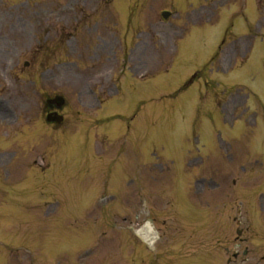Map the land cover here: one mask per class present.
Instances as JSON below:
<instances>
[{
	"label": "rangeland",
	"instance_id": "1",
	"mask_svg": "<svg viewBox=\"0 0 264 264\" xmlns=\"http://www.w3.org/2000/svg\"><path fill=\"white\" fill-rule=\"evenodd\" d=\"M4 1L5 0H3V2ZM16 1L22 3L21 2L22 0H16ZM11 5L12 3L6 2L7 9ZM33 5L36 7L35 10L39 9L40 14L42 15L43 14L42 3H39L38 5L35 4ZM56 5L57 4H52L50 6H56ZM3 7L4 6L1 5V1H0V35H4V29L7 27L5 36L2 39H0V94H2L3 92L10 93L8 94V97L11 98L10 105L14 107L15 112H17V114L19 115V121L22 122V120H26L24 116L25 105L28 106V104H30V106L27 107L29 108L28 110L29 112L35 111V109L38 108L37 98H39L40 95L39 94H37V96L33 95L32 93L29 92V90H26L25 87L20 86L17 87V89H14L15 87L13 88L11 83L7 81V75L11 70V65L15 63V69H22L24 60L30 59L33 65H31L29 69H26V71L22 75L23 76L29 75V77H26L25 79L28 78L34 80H37V76L33 72L34 70L36 71L37 68H42V67L49 68L54 63H57L64 59H77L81 61L80 62L81 68L90 67V66L92 68V61H86V57L89 54H92L93 45L90 44H93V36H89L88 38V42L90 43L89 48H86L85 44L83 45L82 50L80 49V46L78 47V49L81 51L82 54L81 59H79V56L73 52L68 53V55L66 56H63L61 53H59L56 56V52H52L51 54L49 51L51 50L50 45H55V44L57 45L58 38L60 37L59 26L57 25L58 23L57 13L49 14V18H48L49 23L40 20V18L37 19L35 17L36 14H33L32 17L30 18V21L24 20L20 24H18L17 29L15 31V32L18 31V33L15 36L16 39L11 41L10 36H13L11 34L12 31L10 26L11 19L4 16V15H9V12H4ZM52 21H54V23ZM197 29L200 30L201 28H192L191 32L186 36V39L189 38V42L198 44L199 46H197L196 50L193 51L191 55L192 57L191 60H187L184 65L182 64L175 65L174 68L177 76L170 85L165 84L162 81L163 77L166 75L165 73H162L160 76L151 78L148 82H143L140 85H137L135 90L127 92L126 95L121 100L118 101L110 100L109 104L108 103L106 104L105 109L110 112L117 110L118 113L122 114L123 112L128 114L130 112L129 109H131L132 107L131 99L135 95L142 93H145L147 95L164 94L170 91L169 87L171 85L175 84L177 85V87H179L181 83L180 81L184 82L191 74L195 72L196 62H197L196 65H198V62L203 61L200 59L201 58L204 59L206 55L209 54L210 51L215 48L216 43L220 39L224 28H222L221 32L214 35L213 34L209 35L207 30L205 29L204 39H206V44L209 45L206 48V50L203 48V41L200 43L199 40V37L202 40V33H200L199 36L193 34V32ZM19 31H22L26 35L22 36L21 34H19L20 33ZM47 32L49 33L47 34ZM103 33L105 32L103 31ZM51 36H54L56 40L53 39V42L49 41ZM56 50H57V46H56ZM259 52L261 54H259ZM253 55H258V56L261 55L264 58V46L258 45L257 51H255ZM255 64L257 65V67ZM255 64H253V66L250 69L255 68L257 70L256 77L249 79L250 69L246 71L244 75H240L238 77L242 81L248 82V85L253 87L258 92L259 100L264 103V66H262L261 63H255ZM54 67L55 66H53V68ZM234 72L235 70L229 73L227 76H222L221 79L230 77V75ZM69 78L71 82L64 83L63 81V83L61 84V82L57 80V77H55V79L50 81L48 86L44 87L46 88L45 91L48 92L49 90L51 91L53 89L60 90L64 95L71 97L69 100H72L73 103L74 100L77 102L78 93L76 94L75 92L73 93L70 92L71 90H73L75 83L73 79H71L73 77L69 76ZM84 83L85 82L82 81L80 82L79 85L81 86L82 90L84 89ZM20 84H27V80L21 81V83L19 82V85ZM202 86H203L202 82L201 83L195 82L191 86L189 91L183 93L178 99H176L172 103V105L170 106L172 112H170L165 118H162L159 121V124H145L143 122H137L136 124V122L134 121L133 126L136 128L137 132L140 131L145 135L146 133H148L151 137L161 136L162 146H158V147L164 156H168V155L173 156L175 153L181 154L184 151V149L187 147L188 142L186 140L184 141L176 140L172 142L171 140L178 134L179 131H183L185 133L187 127L190 132L193 129V125L190 122L192 117V110L194 108V102L197 99L196 94L198 93L200 88H202ZM81 88L79 89V91L81 90ZM78 97L82 98L80 99L81 104L77 103L76 107H73L72 109H69L67 113H64L65 118L73 119L75 115H77V118L80 116V119L82 120H84V117L93 118V114H92L93 106L90 107L85 105L91 101L87 93L84 92L82 95H78ZM70 107L71 106L69 105L68 108ZM123 108H126L128 110H122ZM78 111L80 113H76ZM77 118L73 121V124L76 125L73 133L79 130ZM201 119H203L202 114H201ZM0 122L3 121L0 120ZM113 122H117V121H113ZM12 123L13 122H10L9 124L13 125L12 127L15 128L16 125ZM9 124L5 123L3 128H0V132L1 133L5 132L6 128L8 126H11ZM68 127H69L68 124H66L62 128V130L68 131L66 130L68 129ZM249 127L247 130L249 131L248 133H250V131L252 130H255L258 127V124ZM64 137L67 139L69 138V136L66 134H64ZM256 141L258 140L256 137H254L250 140V144L255 146L257 145ZM39 145L41 144H38V146ZM37 147L35 148V152H33L34 156L39 155V153L43 151L41 149L42 148L41 146H39L38 150ZM242 150L243 149L241 148V151ZM61 159L62 162L57 160L55 163L51 165L52 168L51 171L55 170V168H58L60 174L67 175L70 171L65 167V165L62 166L64 161L63 158ZM237 160L235 159V162ZM18 161L19 159H17L14 163L17 162L16 164H20ZM95 162H96L95 160H91V164H94ZM171 162L174 163V166L175 164L177 165V161L175 159H172ZM239 164L240 165L243 164V166L245 164L243 155H240V161L236 163V166H234L236 168L238 167V169L235 168L234 172L231 171V174L224 178V179L229 178L228 180H230L231 178H236V180L238 181V186L233 188L231 186L232 184L230 181H229L230 186L226 185V187L224 188H223V184H221L219 188H213L214 185L213 187L212 185L205 186V189L202 191L204 195L201 196V198L204 200V203L208 201V208H206V206L203 207L205 213L206 211H208V213L206 214L204 212L200 213L196 211L189 212L187 210L186 204L185 203L181 204V202H179L178 200L176 208H177V213L179 215L178 219L180 220L179 222H172L170 220L171 219L170 217L173 216V213L176 214V211L172 212L171 207L164 208L163 205L161 206L154 205L155 209L158 210L156 213H158L159 215L157 218V222L153 224V227L157 231L155 234H153V236H157L159 231L166 229L165 234L162 237L167 239L166 240L167 244L169 243L175 244L174 248H176L179 247V244L181 243H186V244L189 243L190 247H193V249L191 250H194L192 252L189 251V253L194 254V256L197 255V257L188 260L187 258H185L186 256L185 253L184 255H181V257L178 258V260H181V263L179 264H225V260L228 258V256H231L234 250L233 248L236 240L235 229L237 227H242L244 229L242 238L244 237L248 238L246 242H244V244L255 247L252 244V240L249 239V237L250 234L258 235V231L264 229V217L262 216V214L257 213L259 211V213L261 212L264 214V212L262 211L261 206L259 207V205L258 206L251 205L254 199L250 200V197L247 198L246 194L251 192L252 188H256L257 186L260 188L259 192H264V182L261 179L260 173L257 172L259 171L258 167L252 168V171L249 173V172H243L241 169H239ZM26 169H27V164H21L18 168H13V170H15V173L25 171ZM86 172H90V170L83 169V172H81L78 176H75L76 175L75 173V175H73L70 179H68L63 185L64 193L69 200V204H71L72 207H74L73 205L75 204L81 205V202L92 201L94 198L96 199L98 197L97 188L93 185L95 184V182H100L104 178L105 179L108 178L107 175H105L104 177L103 176L94 177L90 174H87ZM25 178H29L28 174H26V176H22L21 178L16 177L15 179L19 180ZM111 181L116 182L117 180L115 177H113ZM78 182L86 183L87 192H78L81 190L79 188L81 183ZM151 183L153 182L151 181ZM151 183H150V187L152 188ZM22 184H23L22 182L17 183L18 188L21 187ZM158 186L160 187L161 184L159 183ZM89 188H91L92 194L88 192ZM239 192H241V194L244 193L242 199L237 198V196H239ZM14 196L21 197L18 200L23 198L22 194L19 193L18 191L14 194ZM182 196L185 197L184 195ZM70 197H76L79 200H74L73 198ZM157 202H159L158 199ZM240 204H242L241 208H239ZM182 206H184V208H182ZM126 208L127 207H124L126 212H129L127 211ZM178 211L181 212V214ZM71 212L72 213L77 212V208H74ZM118 212H120V214H123V211L121 210ZM187 213L191 214L192 217L190 218L191 220L187 219L189 215ZM196 213L199 214L197 215ZM235 215L238 216L239 222H235L233 220ZM201 216H204V218L202 220H199L201 219ZM161 219H166L165 224L162 222ZM142 223L143 222H141L140 224ZM188 225L191 226L188 227ZM182 226L185 227L186 230H189L186 231V233L188 234L180 231ZM19 232H22V228L20 227V224L18 222L12 221L10 217L0 212V262L5 257V250L3 249V245H8L9 243H11L10 242L11 237ZM27 234L32 235L33 238L37 240V245L35 247L33 246L28 247L27 250L29 251V253L32 254L34 251L43 254L40 260V264H42L43 261L46 262V264H61L63 262L65 264H72L70 261H67V258H64L65 252L68 249H71V247L75 245L77 242L81 241L82 243H86V245H88L87 242L89 240H92V234L85 231V229L81 227L79 223L76 224L74 223L73 220L68 218L67 213L59 216H46L43 223L33 225L32 227H30ZM112 243L113 242H109V244ZM158 246H161V242L157 243V247ZM224 247H227L229 249L228 253L224 251ZM109 250L110 249L106 251V248H104V250L97 249L96 250L97 254H95L93 258L90 257L83 259L82 264H117L119 262V259L113 258L114 256L112 252L114 251V248L112 247V252H111L112 254L109 253ZM253 251H256V253L249 254L250 255L249 257L251 258L253 257L258 258L259 255L262 254L264 255V247L260 248L259 250L255 247L252 250V252ZM203 252H205V254H208L209 258L207 257L203 258L202 256H200V254H202ZM107 254L110 255H108L107 257ZM103 255L104 257H101ZM135 257L136 255L134 256V258ZM170 258L173 259L177 257L171 256ZM139 259L141 258H138L137 261H135L136 264H139L138 262ZM168 261H169L168 255L166 253H163L161 263L157 261L156 263L172 264ZM185 261H188V263H186ZM77 263L80 264L78 261ZM156 263L147 262V264H156ZM236 264L239 263L236 262Z\"/></svg>",
	"mask_w": 264,
	"mask_h": 264
}]
</instances>
